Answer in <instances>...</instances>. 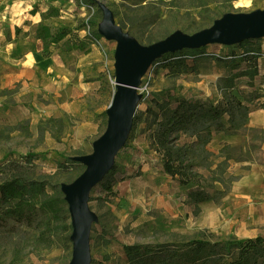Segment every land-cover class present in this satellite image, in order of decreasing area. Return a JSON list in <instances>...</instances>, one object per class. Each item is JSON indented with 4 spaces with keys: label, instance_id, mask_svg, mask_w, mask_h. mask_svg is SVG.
<instances>
[{
    "label": "rangeland",
    "instance_id": "374dc122",
    "mask_svg": "<svg viewBox=\"0 0 264 264\" xmlns=\"http://www.w3.org/2000/svg\"><path fill=\"white\" fill-rule=\"evenodd\" d=\"M44 2L43 10L38 11L39 6L32 10L41 19L36 34L30 33L32 28L0 30V43L9 41L0 47V66L8 64L12 76L9 85L0 86V180L14 173L12 162H25L31 154L33 165L23 168L26 175L47 174L49 182L59 186L76 178L83 165L72 163L76 162L73 157L91 153L94 141L105 131L106 110L116 89L117 42L98 32L103 17L98 2L111 10L115 24L143 45L175 31L193 34L226 13H249L264 7V0ZM40 26H50L53 31L63 27L69 34L60 41H52L49 36L39 38ZM94 31L100 37L86 40L85 36L92 38ZM38 41L41 51L24 56L26 42ZM80 41L83 47L78 48L76 44ZM255 42L261 46L258 74L251 79L237 78L232 92L249 105L247 126L261 129L264 128V36ZM202 50L210 54L185 56L187 65L180 71L164 67L174 61L172 57L154 61L140 78L137 89L140 99L128 139L115 154L111 173L103 179L126 181L119 184L120 189L111 183L109 193L97 183L89 194L88 206L97 217L90 229V264H128L124 245L170 240L171 234L192 237L204 232L215 239L264 236V140L256 141L259 148L252 151L250 160L229 162L226 174L239 178L220 201L201 202L197 215L187 199L189 189L195 185L183 186L177 178L165 173L148 201L136 195L141 183L134 177L139 174L140 165L148 160L162 163L152 139L156 127L148 125L146 108L153 106L154 100H163L165 90L175 96L217 102L221 100L217 79L228 75L232 67L242 69L248 65L241 55L242 48L236 44L210 43ZM231 54L235 57H225ZM226 118L223 116V120ZM190 141V137L181 135L175 144L186 146ZM250 141V131L228 136L215 133L207 145L216 155L210 158V169L222 160L218 154L224 143L239 146ZM188 158L191 171L198 173L202 185L220 187L212 181L210 169L202 166L200 159ZM59 163L67 168H60ZM53 223L54 229L44 230L24 224L10 228L13 224L10 221L0 233V264H68L72 256L70 218Z\"/></svg>",
    "mask_w": 264,
    "mask_h": 264
},
{
    "label": "trees",
    "instance_id": "16d2710c",
    "mask_svg": "<svg viewBox=\"0 0 264 264\" xmlns=\"http://www.w3.org/2000/svg\"><path fill=\"white\" fill-rule=\"evenodd\" d=\"M93 25L95 26L96 23L94 22ZM68 34L69 31L63 27L56 28L54 31L50 29V26H40L38 29L39 38L49 36L52 41H60ZM98 37H100L99 34L94 31L92 38L85 36V39L92 41ZM256 39L246 38L235 43L242 48L241 55L245 56L244 60L248 65L242 69H238L237 66L232 67L228 75L217 79L216 86L221 94V100L213 102L201 97L175 96L170 90H165L164 99L154 100L153 106H148L145 110L147 118L150 119L148 125L156 127L152 139L155 151L162 156L163 172L172 178H177L183 186L195 185L187 193L188 203L193 205L195 215L200 211L201 202L220 201L230 191L232 183L239 178L238 175L226 174L229 162L250 160L252 151L259 148L256 141L264 140V128L247 126L249 105L232 92L237 78L247 76L251 79L258 74L257 57L261 53V46L255 42ZM81 45L83 41L76 44V47H83ZM206 45L168 52L157 58L155 62L167 61L173 57L174 61L168 62V65L164 64V67H170L172 71L177 72L187 65L185 56L192 58L203 53L210 54L202 50ZM183 52L187 55H183ZM225 57L232 59L235 56L231 54ZM223 116L227 117L226 120H223ZM243 130L251 132V141L239 146L224 143L218 154L222 160L215 164L214 169H210L212 165L210 158L216 155L207 149V145L214 133L223 132L226 135H234ZM181 135L191 138L186 146L175 144ZM188 156L200 159V164L210 169L212 181L218 183L220 187L202 185L197 179L198 173L190 169L192 163ZM32 157L30 154L25 162H12L14 173L0 180V233L6 229L10 221L13 222L10 228H13V225L24 224L27 227L52 230L56 227L53 222H57L60 218L64 220L70 218L64 194L59 185L49 182V175L44 173L36 176L26 175L23 168L27 164L33 165ZM58 166L67 168L64 163H59ZM84 169L85 165L77 176ZM112 169L113 166L106 175L110 174ZM103 179L99 182L102 188L108 193L111 192V183L115 184L117 180L107 182ZM171 236L170 240L155 239V242L124 245L127 263L264 264V236L261 235L244 239L236 237L215 239L204 232H199L192 237L180 234H171Z\"/></svg>",
    "mask_w": 264,
    "mask_h": 264
},
{
    "label": "water",
    "instance_id": "95a60500",
    "mask_svg": "<svg viewBox=\"0 0 264 264\" xmlns=\"http://www.w3.org/2000/svg\"><path fill=\"white\" fill-rule=\"evenodd\" d=\"M103 17L98 32L117 42L115 54V92L108 106L105 131L87 155L73 157L85 165L84 171L70 183H61L72 228V256L68 264H90L89 237L91 224L97 220L90 210L89 194L107 174L117 151L126 143L136 105L140 78L161 55L185 48H198L209 43L235 44L246 38L264 36V7L249 13H226L207 28L193 34L175 31L149 45L138 42L130 33L114 23L111 10L98 2Z\"/></svg>",
    "mask_w": 264,
    "mask_h": 264
},
{
    "label": "crops",
    "instance_id": "0c3cea01",
    "mask_svg": "<svg viewBox=\"0 0 264 264\" xmlns=\"http://www.w3.org/2000/svg\"><path fill=\"white\" fill-rule=\"evenodd\" d=\"M44 1L45 0H0V30L2 29L7 31L10 28H32L30 33L32 32V34H36V28H38L41 19H39V17L35 14H32V10L35 6H39V9H37L38 11L43 10V6L45 4ZM5 43H9V41L0 43V47ZM26 43L27 49L25 50L24 56L38 54L41 51V42H34L35 44L31 42ZM11 78L10 66L6 63L3 66H0V86L9 85L11 83ZM221 133L224 136H228L223 132H217L216 134L221 135ZM214 137L215 133L212 140ZM139 170V174L134 177V179H136L135 181H140L141 183L136 195L140 200L148 201L152 192L156 190V188H159L157 187V183L160 176L164 175L162 163L158 160L156 164H154V161L152 162V160H148L140 165ZM130 179L132 180V178ZM124 181L118 180L114 187L117 189L118 186V189H120L119 184Z\"/></svg>",
    "mask_w": 264,
    "mask_h": 264
}]
</instances>
